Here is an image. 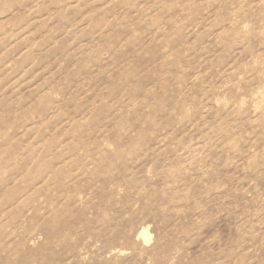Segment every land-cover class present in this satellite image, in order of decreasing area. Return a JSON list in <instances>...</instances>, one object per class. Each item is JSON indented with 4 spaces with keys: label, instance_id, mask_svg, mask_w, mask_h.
I'll use <instances>...</instances> for the list:
<instances>
[{
    "label": "rangeland",
    "instance_id": "obj_1",
    "mask_svg": "<svg viewBox=\"0 0 264 264\" xmlns=\"http://www.w3.org/2000/svg\"><path fill=\"white\" fill-rule=\"evenodd\" d=\"M0 264H264V0H0Z\"/></svg>",
    "mask_w": 264,
    "mask_h": 264
},
{
    "label": "bare ground",
    "instance_id": "obj_2",
    "mask_svg": "<svg viewBox=\"0 0 264 264\" xmlns=\"http://www.w3.org/2000/svg\"><path fill=\"white\" fill-rule=\"evenodd\" d=\"M141 234L143 235V236L141 235V237H144L145 240H148V239H149V236H148V234H147V231H143V230H142V231H141Z\"/></svg>",
    "mask_w": 264,
    "mask_h": 264
}]
</instances>
